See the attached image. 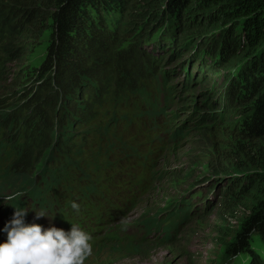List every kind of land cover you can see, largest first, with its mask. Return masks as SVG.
Segmentation results:
<instances>
[{
    "label": "trees",
    "instance_id": "1",
    "mask_svg": "<svg viewBox=\"0 0 264 264\" xmlns=\"http://www.w3.org/2000/svg\"><path fill=\"white\" fill-rule=\"evenodd\" d=\"M145 1L160 11L154 10L149 16L138 12ZM163 3L165 0H0V78L8 63L25 55L27 38L46 35L39 63L24 65L14 73L10 90L0 94L3 141L15 147L14 162L2 177V183L9 187L2 191L13 189L16 193L32 185L34 175L52 162L82 172L93 153L76 140L79 127L92 125L108 105L121 102L125 106L128 100L137 99L134 114L147 118V129L160 145L153 161L138 156L136 168L141 172L148 169L150 174L146 194L135 199L133 206H138L149 194L169 147H177L183 140L181 129L169 128L157 118L142 82L162 76L161 51L170 52V58L179 54L181 47L189 48V39L196 37L192 56L200 53L199 59L207 57L202 64L208 65L204 69L211 75L240 66L224 75L221 113L210 116L212 125L208 126L221 153L228 155L229 161L246 159L243 171L250 173L229 176L223 207L235 211L240 206L250 213L240 220L230 241L224 242L221 257L227 261L248 252L249 264H263L264 0H175L176 5L167 3L162 10ZM176 26L183 29L179 37L174 34ZM208 30L214 32L211 37H222L217 47H205L203 37ZM151 40L161 46V51L145 49ZM114 148L124 152L130 146L121 139ZM251 152L252 157L247 155ZM37 166L42 169L36 170ZM225 167L218 173L226 175ZM238 167V162L231 165V172H241ZM133 184L131 181L129 194L136 197ZM181 205L175 204L170 213L161 216L186 214ZM160 220L153 219L149 231L159 229ZM220 232L223 243L230 234L224 229ZM257 244L263 254L255 251Z\"/></svg>",
    "mask_w": 264,
    "mask_h": 264
},
{
    "label": "rangeland",
    "instance_id": "2",
    "mask_svg": "<svg viewBox=\"0 0 264 264\" xmlns=\"http://www.w3.org/2000/svg\"><path fill=\"white\" fill-rule=\"evenodd\" d=\"M167 3L170 7L176 5L175 0H165V4L160 8L166 9ZM151 6L152 2L149 5L148 1L141 2V9L137 11H143L149 16L154 10H159H153ZM206 21L207 18L204 17V22ZM182 30L176 26L174 34L179 37ZM210 32L211 30H208L203 37L206 41L205 47H217L222 37L217 39V35L216 40L210 36L214 32ZM196 39H189V48L181 47L180 53L170 58L168 56L171 53L162 52L161 46L154 40L144 46L149 52L158 49L162 54L159 62V75L162 76H153L150 80L142 82L143 86L145 84L146 96L152 100L157 118L169 128L181 129L183 140L177 147L171 145L160 161L156 169V180L149 194L127 218L111 227L110 231L114 233H124L125 241L109 242L107 246L91 244L93 253L85 260V264H249L251 260L248 252L227 261L221 257L224 242L230 241L240 227V220L250 213L240 206L235 211L223 207L227 200L224 192L230 186L229 176L244 177L250 173L243 171L242 162L246 159L237 161L236 158L235 161H229V156L221 153L219 146L215 144L217 139L215 140L208 129V126L212 125L210 116L215 118L216 114L221 113L219 106H222V95L225 93L224 75L234 72L240 66L211 75L210 70L204 69L208 65L202 64L204 59L208 58L204 56L199 59L200 53L197 57L192 56L194 46H191ZM25 41L27 48L21 60L5 66L6 71L0 78V94L10 90L14 73H18L24 65H37L43 56L46 47L45 33ZM220 51L221 49L217 52ZM232 63L235 64V61ZM212 64L213 62H209V65ZM189 76L191 80H188ZM165 78L166 83L163 82ZM206 101L212 106L203 105ZM137 103V99H132L128 100L125 106L121 102H115L104 107L92 125L79 127L77 141L92 151L106 150L112 144L110 159L111 155L117 152L114 144L119 143L121 139L132 144L131 132L136 128H144L140 120H135L137 117L134 107ZM128 122L132 123L122 127ZM240 143L242 145V141H239V145ZM235 144L238 145V142ZM247 155L254 156L253 152ZM131 162L134 163L135 160ZM237 162L241 172L233 173L230 166ZM222 166H226V175L218 173L224 170ZM37 168L39 166L36 170ZM122 178L123 172L114 175L112 190L118 188L117 183ZM96 181L78 186L71 180L69 187L77 189L89 183L96 186ZM7 187V183H1L0 190ZM56 190L63 192L64 188L55 187L53 193ZM5 193L12 195L10 191ZM183 202L184 205H181ZM175 204L181 205L180 208H184L187 213H176L175 217L170 218L161 216L170 213ZM157 218L161 219L157 222L161 225L160 228L155 231L151 228L149 231L150 222ZM220 229L227 230L230 234L223 239V243L219 239L222 235ZM255 249L263 254L260 245H255Z\"/></svg>",
    "mask_w": 264,
    "mask_h": 264
},
{
    "label": "clouds",
    "instance_id": "3",
    "mask_svg": "<svg viewBox=\"0 0 264 264\" xmlns=\"http://www.w3.org/2000/svg\"><path fill=\"white\" fill-rule=\"evenodd\" d=\"M72 207L78 209L76 203ZM27 213L25 208H16L4 226L7 241L0 244V264H85L92 255V237L85 231L75 225L69 232L56 227L44 229L38 224L26 225ZM42 217H46L43 211L35 212L34 219Z\"/></svg>",
    "mask_w": 264,
    "mask_h": 264
},
{
    "label": "bare ground",
    "instance_id": "4",
    "mask_svg": "<svg viewBox=\"0 0 264 264\" xmlns=\"http://www.w3.org/2000/svg\"><path fill=\"white\" fill-rule=\"evenodd\" d=\"M178 66H179V65H178ZM178 66H177V67H178ZM260 262H261V261H260ZM262 263H263V262H262ZM263 264H264V263H263Z\"/></svg>",
    "mask_w": 264,
    "mask_h": 264
}]
</instances>
